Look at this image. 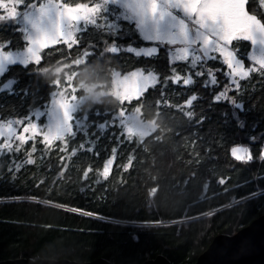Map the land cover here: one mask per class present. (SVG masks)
Returning a JSON list of instances; mask_svg holds the SVG:
<instances>
[{
	"label": "trees",
	"instance_id": "16d2710c",
	"mask_svg": "<svg viewBox=\"0 0 264 264\" xmlns=\"http://www.w3.org/2000/svg\"><path fill=\"white\" fill-rule=\"evenodd\" d=\"M108 8L116 16L124 13L120 5L109 4ZM249 11L264 20L255 0H250ZM102 15L107 18H98L97 23L104 28L89 26L90 39L96 45L88 49L93 55L84 64L63 69L58 74L61 87L65 73L73 72L77 75L72 83L80 96L87 95L79 89L81 83L95 86L94 93L109 91L113 72L142 70L154 73L161 81L192 73L187 61L172 62L167 45L159 42L157 53L151 57L127 51L105 52L101 57V51L113 42L125 49L153 43L141 38L134 21ZM109 23L118 24L115 41L108 34ZM20 27L13 22L0 23V41L12 42L5 50L25 47L21 31L16 30ZM55 47L66 50L65 45ZM234 47L242 49L238 56L251 50L250 42H234ZM79 48L66 50L70 53L66 60L54 49H45L40 65L9 66L0 76V85L8 80L16 83L11 92H0V119H24L50 103V94L59 90L52 83L57 78L58 61L71 63L82 55L83 42ZM45 67L50 69L47 74L40 71ZM209 69L215 73L216 84L210 82ZM195 71L205 75H193V84H173L169 79L165 85L168 103L174 107L156 105L159 83L155 88L150 86L139 102L121 105L105 95L83 105L89 123H103L121 107L128 110L126 115L140 107L139 118L146 123L155 121L158 126L142 142L134 137L130 144L117 145L105 133L93 151H81L79 145L85 143V137L77 133L74 140L68 139L67 151L61 152L60 141L49 151L38 136L31 157L34 164L25 163L32 141L11 159L0 156V260L67 258L88 262L105 258L113 264H142L163 255L173 264H192L216 236L234 235L263 215L264 71L240 79L239 90L225 77L226 65L219 59L206 61L203 68L197 65ZM222 91H227L228 99L216 101L214 97ZM193 95L198 99L190 108L181 109L179 106ZM232 100L242 104L243 110L234 108ZM96 110L102 113L99 117L93 114ZM189 111L191 118L186 115ZM233 111L243 127L232 118ZM40 120L44 124L45 118ZM93 131L88 129V139L95 140ZM238 146L249 148L250 161L231 155V148ZM88 147L85 144V149ZM73 148L78 149L75 155H71ZM113 148L115 160L105 178L102 172ZM15 165H21L19 170Z\"/></svg>",
	"mask_w": 264,
	"mask_h": 264
},
{
	"label": "snow or ice",
	"instance_id": "6c2138e0",
	"mask_svg": "<svg viewBox=\"0 0 264 264\" xmlns=\"http://www.w3.org/2000/svg\"><path fill=\"white\" fill-rule=\"evenodd\" d=\"M109 4L120 5L124 9L123 15L116 16L114 11L109 12ZM255 5L261 8V15H264V0H255ZM19 6H23L25 10L18 12ZM249 6L250 0H103V3L91 5L77 2V0H69V2L28 0V3H25V0H13L11 6L5 0H0V9L6 11V15H0V21L8 20L14 25H20L21 27L16 30L21 31L22 38L26 42L23 51H12L5 50L10 47L11 41L7 43L0 41V76L9 70L11 65L21 64L25 67L29 64L40 65L44 59L41 53L45 49H54L66 60L70 56L66 50L77 46V50L80 51L79 46L83 42L81 56L73 59L71 63L58 61L60 66L55 68L57 78L52 83L60 89L61 81L58 74L65 68L84 64L87 58L93 55V52L88 49L95 48L96 45L90 39L89 26H94L95 29L104 28V25L97 23L98 18H107L102 13L113 16L117 21H135V27L145 41H156L169 46L183 45V47L170 49L173 51V59L187 61L186 66L193 69L191 74L186 76L175 74L165 77L163 81L152 72L144 75L143 71H134L123 76L119 72H113L108 85L109 91L94 93L95 86L88 87L81 83L79 89H84L87 95H82L79 99L76 96L78 88L72 83L77 73L73 72L71 75L65 73V86L62 90L50 94V103L43 105V111L36 110L20 120L0 119V156L11 159L13 153H20L24 145L32 141L30 151L26 153L28 158L25 163L34 164L35 161L31 157L32 153L36 152L35 141L38 136L42 137L40 142L49 151L56 141H60L63 145L60 148L61 152L67 151L68 139L74 140L77 133L85 137V143L79 145L81 151H93L96 143L104 137L105 133L113 137L117 145L130 144L134 137L142 142L144 137L150 135L158 126L155 121L145 125L139 119L140 107H135L127 115L128 110L121 107L111 114V119H106L103 123L96 121L89 123V114L84 110L83 105L89 99L98 100L100 96L105 95L114 97L121 105L125 102L131 104L133 100L139 102L150 86L155 88V85L159 83L160 98L156 100V105L165 108L174 107L168 103V97L164 92L168 80L170 79L173 84H193L195 83L193 75L197 77L205 75V72L195 71L197 65L203 68L208 60L222 59L229 70L228 75L232 78V84L236 90H239V79H247L252 72L264 71V20L250 12ZM107 28L113 41L118 39L116 35L118 24L109 23ZM78 35L79 38H77ZM239 41L250 42V56L248 53H243L238 57L237 53L242 52V49L234 47V42ZM56 45H65L66 50L56 48ZM121 51L151 57L157 53L158 48L149 47L138 51L131 47L126 49L118 47L113 42L105 47L100 55L103 57L105 52L119 53ZM45 55L50 56L51 53H45ZM243 57L250 59V66L247 69L244 67ZM40 71L47 74L50 69L45 67ZM207 74L210 82L216 84L215 73L209 69ZM14 83H16L15 80H8L0 85V92L6 89L11 92ZM197 99V96L193 95L179 107L190 108ZM214 99L216 101L228 99L227 91H222ZM231 103L234 108L243 110L242 104H237L235 100ZM2 109L3 105H0V110ZM93 114L99 117L102 113L96 110ZM186 115L191 118L192 112L189 111ZM224 115L227 118L228 114ZM231 116L243 127V122L240 121L236 111H233ZM41 117H45L43 125L33 121V118L39 121ZM90 127L94 128L92 137H95V140L88 139ZM112 128H116L117 131L110 132ZM97 132L100 136L96 135ZM85 144H89L90 147L85 149ZM77 150L73 148L71 155H75ZM111 152L112 156L107 160L102 172L105 178L115 160L116 149H111ZM95 154L99 156L100 153L97 151ZM231 155L239 161L252 159L251 152L247 148L233 147ZM20 167L21 165H15L16 170ZM84 175L87 178V172Z\"/></svg>",
	"mask_w": 264,
	"mask_h": 264
},
{
	"label": "water",
	"instance_id": "95a60500",
	"mask_svg": "<svg viewBox=\"0 0 264 264\" xmlns=\"http://www.w3.org/2000/svg\"><path fill=\"white\" fill-rule=\"evenodd\" d=\"M0 264H113V263L105 258L94 259L88 262H78L67 258H63V259L15 258L8 260H0ZM142 264H173V263H171L165 256L158 255L156 258L149 259ZM184 264H188V263H184ZM192 264H264V214L253 220L247 226L241 228L234 235L221 234L216 236L212 240L208 248L198 257L197 261Z\"/></svg>",
	"mask_w": 264,
	"mask_h": 264
},
{
	"label": "rangeland",
	"instance_id": "374dc122",
	"mask_svg": "<svg viewBox=\"0 0 264 264\" xmlns=\"http://www.w3.org/2000/svg\"><path fill=\"white\" fill-rule=\"evenodd\" d=\"M5 2H7V3H9L10 4V6H11V4L13 3V0H5ZM100 3H103V0H100L99 1ZM25 3H28V1H26L25 0ZM90 5L92 4V3H89ZM25 9L23 8V6H19L18 8H17V11L18 12H22V11H24ZM0 15H6V11L5 10H2V9H0ZM5 22H10V21H8V20H4V21H0V23H5ZM135 22V21H134ZM140 36H141V38L143 39V37H142V35L140 34ZM144 40V39H143ZM159 44V43H158ZM158 44H156V41H153V43H151L150 45H142V47H132V46H130L131 48H135V49H137L138 51L140 50V49H144V48H149V47H157V48H159L158 47ZM179 47H183V45H175V46H169V45H167V48L169 49V51H170V58H171V61L172 62H175V61H178V60H175L174 61V59H173V51L172 50H170V49H175V48H179ZM25 48V47H24ZM24 48H22V49H15V50H12V51H17V50H20V51H23L24 50ZM129 48V47H128ZM250 53H251V50L248 52V54H249V56H250ZM218 55V54H217ZM238 57H240V56H238ZM246 58L249 60V62L247 63V60H246ZM219 60H221L222 61V59H219ZM243 60H244V67H245V69H247L249 66H250V59L248 58V57H243ZM222 63H223V61H222ZM247 65V66H246ZM135 71H137V72H139V71H142V70H135ZM132 72H134V71H132ZM226 74H225V77H227V79H228V81H229V83H232V78L228 75V72H229V70H228V68H227V66H226ZM131 73V72H130ZM143 73H144V75H147L149 72H144L143 71ZM127 74H129V73H127ZM123 75H126V74H121V76H123ZM237 79H239V77H237ZM240 80V79H239ZM65 85H63L59 90H62V88L64 87ZM90 87V86H89ZM76 96H77V98L79 99L81 96L76 92ZM41 111H43L44 109H40ZM43 119L45 118V117H42ZM139 119H141V118H139ZM142 120V119H141ZM41 120H39V121H35V118H34V122H37L38 124H40V125H43L41 122H40ZM143 121V120H142ZM144 122V121H143ZM45 123V122H44ZM144 124L145 125H148L149 123H146V122H144ZM22 127V126H21ZM238 147H240V148H247V149H249L248 147H245V146H238ZM245 227V226H244ZM243 228V227H242Z\"/></svg>",
	"mask_w": 264,
	"mask_h": 264
},
{
	"label": "bare ground",
	"instance_id": "6f19581e",
	"mask_svg": "<svg viewBox=\"0 0 264 264\" xmlns=\"http://www.w3.org/2000/svg\"><path fill=\"white\" fill-rule=\"evenodd\" d=\"M259 227H260V226H259ZM259 227H258V228H259ZM260 231H261V230H260ZM251 233H252V232H251ZM251 233H250V234H251ZM255 233H256V232H255ZM252 236H253V235H252ZM249 238H250V237H249Z\"/></svg>",
	"mask_w": 264,
	"mask_h": 264
}]
</instances>
